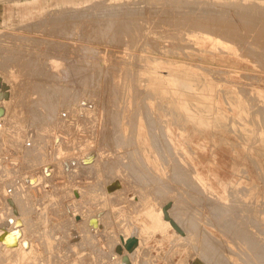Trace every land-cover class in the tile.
Instances as JSON below:
<instances>
[{"label":"rangeland","instance_id":"obj_1","mask_svg":"<svg viewBox=\"0 0 264 264\" xmlns=\"http://www.w3.org/2000/svg\"><path fill=\"white\" fill-rule=\"evenodd\" d=\"M154 1L155 0H57V1L56 0H34V1L33 0H0V10H1L0 11V76H1V80L5 81L10 87V99L6 102L7 114L8 113L9 114L7 115V119L5 120V123H2L5 126L3 125L2 127H0V162L2 161L0 163V169H2L1 168L2 166L4 168V165L5 166L7 165V167H6L7 169L9 167H10L9 169H12V170H10V174H12V176L9 175L10 177L8 178V181L2 183V185L0 184L1 185V188H0V224L6 223L7 222L6 219L10 215L9 212L4 210L5 209V208H3L4 206H2L3 205L2 200H4V198H5L3 196V194L5 195V187L12 188V191L14 192L16 187L19 185V183L22 182L21 181L22 177H23V179H25L24 176L28 177V175H29V176H35V177L37 176V179H38V181L35 183V186H32L31 188L29 187L30 189L28 188V190H30V191H28V193H29V195H30L29 197L31 199L30 200L31 202L30 201L28 202V205H29L28 207H30V204H31V208H32V209L29 208V211L31 210L29 212L30 216H31V223L30 224L37 223L35 225L33 224V226L31 225V227L33 228L34 231L37 229L38 223H39L38 229L39 230L41 228L44 229V230L41 229L42 231L40 230V234H37L38 230L35 232L32 231L31 228H30L31 231H29V229L26 230V236L25 237L28 240V243L31 242L32 253L30 255V259L27 260V262H25V264H39V263L43 264L42 262L46 259L45 255H47L48 253L52 254L54 256V260L56 261L55 264H73L72 258L76 259V260L79 259L78 260L79 262L77 261L78 264L79 263L80 264H106V262H107V264L108 263L110 264L109 260L100 254V251L102 249L107 251V250H109V247L112 249L113 239L115 237H117V235L119 233H124L126 225H134V226L136 225L138 228H143V227H141L142 224H148V222L146 220V216L144 215V211L146 210L147 205H152L153 210H155V209L160 207L162 202L167 200V199L165 200V198H169V197L173 198V196L175 195V193H177V191H178V193H181V194H179L180 197L182 195V198H180V200L186 199L185 201H188L185 203L186 205L189 204V207H190L189 208L187 206V214H188V212L191 213L190 210L192 209L193 214H196L198 212L200 215L199 219H198V216H197L198 214H196L195 220H201V221H199L201 223H196L197 221L194 220V218H195L194 215H192V213L191 214L189 213L190 215L188 214V217L191 216V218H193L192 221L195 222V225L197 224L196 225L197 228L195 230L196 232L194 231V233H193V236L197 238V240L196 239L194 240V242L196 241L197 244L195 245L193 243L196 246V249H198L197 247H200V244L202 245L203 238L206 239V237H208V238H210V242L213 243L211 245H213V247L216 246L219 249L221 248V250H222L221 252L223 253V254H221L220 250L218 248H217V250H216V248H214L215 250L209 248L210 251H208V252L213 254L214 257H215V255L217 256V254L223 255V257H225L224 262L227 263V261H228L227 264H230V263L231 264H248L249 263L247 260L248 255L247 254L242 255L240 253H237L238 249H236V248L241 249V246H239L238 240H236L238 238H236L235 234H234V232H235L234 229L236 228V226L239 225L237 222L238 217L235 216V215H238V213H237L238 210L235 207L238 204V202H237V197H238L237 194L238 193L237 192L239 189L238 186L241 184V182L239 181V173L234 171V170H231V168H229V165L232 162L231 158L233 157V155L231 157L229 156L230 155L229 152H227V155L224 158L225 164H226V168H224L225 170H222V168H220L219 166L211 165L212 168L216 169V173H218V177L215 178V177L209 176V178H208L209 182L203 184V186H201L200 184H198L195 181L197 183V184L195 183L196 188L195 187H194V189L191 188V190H190V186H188V188H187L186 187L187 185H184L185 186L184 187V186H181V184L179 182L176 183V181L175 182L171 181L172 180V179H170L171 172H169V171H168L169 176H168V178L165 179L166 182H168V183H166L167 185L164 184L165 182L163 183V185H162V183L160 185L158 180H157L158 184L156 185V183H155L156 181L152 182L155 180V178L153 179V177H151L152 181H150L151 179L148 175H146L145 179L142 178V180H141V177L142 176L144 177L145 175L140 174V176H138L139 172H133V173L131 172L130 173V171L129 172L126 171V172L122 173L123 176H122V174H120V177L122 176L124 178H126L129 174V176H128L129 178H126L127 180L126 179L122 180L123 179L122 177L120 178L124 182L123 187L125 189V190L123 189L124 191H123V193H121V196H120V193L119 194H107V195L105 193H102L103 185L107 182V180H110V178H112L114 176L118 177V173H116V171L113 169V166H110V168L108 169L109 163H110V165L115 164V162L117 160L116 154H118V152L120 151V149L117 148V146L115 144H112V143L116 142V140H117V137L115 135L116 133L114 134V132H115L114 131L115 127L113 126L114 123H112V122H115V120H113V119H115V116L117 114L115 115L114 112L109 113V111H115L114 106L117 105L115 113L117 111L120 112L119 107H120V105H122L120 103L121 99H120V101L118 100L119 102L117 101L118 104H115V102H114L115 98H113L114 96L113 97L111 96L113 98V100H112V98L110 96H108V94H105V92L109 93L110 95H112V94L114 95V93H116V91H115L116 88L117 87L119 88V86H126V87H130L131 89L136 88V90H138V91L144 89L146 82L143 79V76H144L143 73L150 72L151 71L150 66L152 65V63L157 62L160 64V66H162V68H160L159 70L162 71L161 73L163 75L167 76L169 73H171L172 76H177L178 78L186 79L192 84V87L195 89V104H199V103L226 104V103H230L231 101L237 102L240 104L242 103V106H244L246 109L248 117L252 118V119H256L259 122V125H260L261 130H262V140L263 141H261L258 153L254 155L255 159L258 163V168L255 169L253 167V164L248 160V163H247V173L248 174L246 177H249V178L243 177V174H242V178L247 179V180L254 179L256 181V184L258 185L257 186V190H258L257 195H258V204L260 207L259 209H260V211L264 210V139H263L264 138V131H263L264 130L263 129L264 128V124H263V122H264V118H263L264 117V112H263L264 111L263 110L264 109L263 108V105H264V64L263 63L264 62L262 63L263 65L259 63L261 65V67L257 63V62H261L262 59L264 60V58H262L264 55V53H262L263 52L262 50H264V44L262 46L263 48L261 47L262 43H264V40H263L264 37L260 36V32L263 33V31H264V27H263L264 22L261 23L260 21H263L264 19L261 20L262 14L259 13V11H261V9L264 8V4H263L264 0L263 1L262 0H251V2H252L251 6H249V4L251 3V2H249V0H247L249 3L246 0H245L246 2H244L243 0H239V3L237 0H235V1H237V2L234 1L236 3V4L234 3L235 5L231 3L233 0H230V1L227 0L228 2H226V0H225V4H223L224 0H217L216 2H213L214 4L212 3V0H209L210 2L207 0H204V1L200 0L202 5H201V3L195 2V0H193L195 3H197L198 7H199V4H200V7L203 6V4H205L204 7L205 6L209 7V8H207L208 10L213 9L211 11L209 10V12H208V10L205 9L206 7L205 8L201 7L202 9L199 7L198 8L199 10H197L195 8L196 6H194L195 3L194 4L192 3L191 6H189L191 3L187 4L191 8L194 7L193 11L195 14H197L201 11L197 15H195L192 12V9H190V8H189V10L192 12V14L188 11V6L185 4V2L190 1V0H175V1H178V3H175V4H177V6L172 2V0H162L160 2L157 1L158 3L157 2L154 3ZM163 1H166V2L163 3ZM167 1H170V2H167ZM213 1H215V0H213ZM240 1L244 2V3L242 2L243 4L241 3L243 8L245 6H249L251 8L253 7L254 13H253V11H251L253 14L248 13L250 10H252L249 7H247V9H243L240 5ZM258 1H260L259 4H258ZM44 2H46V3H44ZM203 2H205V3H203ZM219 2L220 3L223 2L222 3L223 5L220 4ZM152 3H154V4H152ZM206 3H208L207 4L208 6L206 5ZM216 3L220 4L221 8L219 7V5L218 6L215 5ZM245 3H247L248 5ZM253 3H255L256 6ZM261 3L263 5V7L261 6L262 7V8L260 7L261 9L258 8V10H259L258 11L256 8H257V6L259 7L261 5ZM65 4L67 7L65 6ZM179 4L181 6H178ZM226 4L227 5L230 4V5L235 6V7L225 6L227 8L224 9L225 8L224 7L222 9V7ZM73 5H74V7H73ZM210 5L212 8L210 7ZM214 5H215L216 9H215ZM78 6L80 8H78ZM236 6L240 7L241 11L239 9H237ZM62 7H63V10L61 9ZM70 7L73 9L70 10L71 9ZM186 8H187V10H185ZM203 8L207 12L206 13L204 11V14L206 13L205 15L208 16L207 19H205L206 16L204 14H202L203 13L202 10H204ZM234 8H235V10L236 9L239 10L240 13L242 12L241 13L242 17H244V16L247 17L250 14L249 15L250 18L248 16V18L250 20L248 21L247 18L246 19L244 18L246 21V24H245V22L243 21L244 19L242 17H241L242 19L240 18V14L239 13L236 14L237 10L236 11L232 10ZM248 8L250 9L249 11H248ZM254 8H255V10H254ZM57 9H59V10H57ZM67 9L70 11H68ZM134 9L137 12H133ZM182 9L187 11V13L184 14V11ZM214 9H215V13H214ZM217 9H219L218 12H220L218 15L219 17H217V15H216ZM227 9L228 10L231 9L232 11L229 10V12L227 13L226 12V11H228ZM82 10H83V12H82ZM221 10L223 13L226 12L225 14H226L227 18H226V16L225 17L222 16V19H224V20H222L220 18V16H221L220 14H223V13H221ZM243 10H245V11L243 12ZM262 10L264 11V9H262ZM74 11H76V12H74ZM182 11H183V13H182ZM255 11H258V14H260V15H258L259 16L258 20H255V18L257 19L258 16L253 17V15L256 14ZM263 11H261V12L263 13ZM61 12H62V14L66 13V16L69 17L68 20H70L71 22L73 19L76 18V20H75L76 23L73 20V22L75 24L73 22H72V24H69L70 21L68 22L67 18L64 15L61 16ZM81 12H82V16L85 18H83V17L80 18ZM210 12H212L214 15ZM218 12H217V14H218ZM53 13L55 14V17L59 16L60 18H62L64 16V18H62L61 19L62 21H61L59 17H57V18L53 17L54 16ZM68 13H70V14L75 13L78 16L80 15L79 21H81L83 18L82 21L85 20V23L82 24V21L79 23L77 20V18H78L77 15L73 14L74 17L72 15L68 16L69 15ZM229 13L231 15H229ZM244 13H245V15H243ZM247 13H248V15H247ZM50 14L51 15L53 14V16H51ZM210 14L212 16H214L213 21L215 19L216 22L212 21V16ZM225 14H223V15H225ZM232 14L234 15V18H236V19H233V20H235L234 23L238 19L240 21L242 20L241 22H239V20H238V22L235 23L237 26L241 23L238 27H235L236 25L232 23L233 22V20H232L233 17H231ZM235 14L236 15L239 14L238 15L239 17L236 16ZM185 15H188V16L191 15V16L186 17ZM209 15L211 16V18L209 17ZM71 16L73 17V19ZM193 16L197 17V19H199V18L201 19V16H202V21L201 20H200L201 22L199 21L200 24H202V22L205 24L206 20L209 19L210 23H208V21H207L205 25L208 24L207 26H209L210 29H211V26H213V24H214V27L217 28L219 26L218 24L221 23V25L219 26L220 28L218 27L217 32H215L216 28H214V27H213L214 29H211L212 32L209 30V28L204 29L205 28L204 25L202 28H200V25L197 22L198 20L196 18H195L196 19L195 20ZM204 16H205V18H204ZM262 16L264 18V15H262ZM119 17L121 18L122 21H120ZM184 17H185V20L193 17V19H189V24H190V21L192 20V23L190 25L187 24L188 23L187 20L186 21L184 20V22L187 25L186 28L184 27L185 23H182ZM216 17H217V19H216ZM251 17H253L252 19H254L255 23L253 21H251L252 20ZM135 18L137 20L139 19L138 22H137V20L135 21ZM218 18H220V19H218ZM113 19L116 23L118 21L117 24L120 27L116 26V23L114 21L112 22ZM129 19H130V21H129ZM107 20L108 21L110 20L109 23H111V26H110V24L108 26L105 25V24H108ZM132 20H133V22H131ZM155 20H156V22H155ZM150 21H154V22H150ZM217 21H218V23H217ZM256 21H258V23H261V24L257 23L259 27L257 26L255 28ZM222 22L227 23V24L225 25ZM229 22H230V24L231 23L232 24L230 25ZM251 22H253L252 25H251ZM33 23H35V24H33ZM65 23H68L69 25L65 24ZM78 23L80 25H78ZM113 23L115 24L114 26H113ZM150 23H152V24H150ZM155 23H156V25H155ZM157 23H158V26H157ZM197 23H198V29L200 28L199 32H196L198 29L194 28L197 25ZM81 24L85 25V27H82ZM210 24H211V26H210ZM215 24H217V25H215ZM242 24H243V28H242ZM99 25H101L102 27ZM104 25L106 28L104 27ZM126 25L128 27H126ZM245 25L252 27L250 29L251 30L254 29L253 30L254 32L257 29H258V31L256 33L252 34L253 31L249 30V27H247ZM67 26L71 27V32H70V27L68 28ZM72 26H73V29H72ZM115 26L118 28H116ZM189 26H190V28L191 27L192 28L190 29ZM226 26L227 27L229 26L230 28L228 27L229 29H226L227 28ZM260 26H262L263 31H262V28ZM79 27H80V29H78ZM129 27H131V28H129ZM239 27L241 30L239 29ZM125 28H127V31L129 30L128 31L129 33L125 34L126 33V31L124 32ZM224 28L227 30V31L225 30L224 32H228L229 37H227V34L222 32ZM231 28H233V29L231 30ZM201 29H204V30H201ZM235 29H236V31H235ZM237 29H239V30H237ZM244 29H245L247 34L244 33ZM73 30H75L74 33L72 32ZM81 30H83V31H81ZM205 30L206 31L209 30V31H207L208 33L204 32ZM213 30H215V31H213ZM233 30H234V32H236V33H234V35L238 34L237 32H240V31H241V33H243V34L239 33L238 35H236V36H238L235 39L237 42L242 41V40H239V39H241V37L245 41H247L246 38L248 36L250 38V39L248 38L249 41L253 37L252 40L254 39L253 41L255 44L253 43L252 40H251L252 42L250 41L251 43L249 41H247V42H249V43H247L243 40L246 43V47H248L250 45L248 47L249 50L245 47V44H242L243 47H245L248 51L251 50L250 52H248L246 50L245 53H242L245 50L243 47H241V48H243V50H240L239 47L242 45L241 44L239 45V43L237 45H235L236 43L235 44L233 43L234 39H232V37H234V35L230 34V31L232 33ZM66 31L70 32V33L68 34ZM218 31L220 32V34L222 33V36L225 35L227 37L226 38L224 36V38L226 40L223 38L220 39L221 35L218 33ZM247 31L251 32V34H248ZM79 32L80 33L82 32L83 37ZM71 33H73L72 36L70 35ZM77 33L80 34L81 36L78 35ZM158 33H161V34L156 36V34H158ZM212 33H214V34H212ZM217 33L220 36H218ZM209 34H212V35L209 36ZM258 34L261 37L260 40H259ZM255 35L258 37H256ZM262 35L264 36V33ZM230 36H231V38H230ZM77 37L80 39L79 41L81 43H83V45H85V47L83 46V50H82V47H80L82 45H80L81 43L78 41ZM71 38L74 41L75 40H77V41L74 42ZM182 38L183 39L185 38V39L183 40ZM256 38H258V39L256 40ZM68 39H70L69 42H68ZM228 39L230 42L227 41ZM70 41H71V43H70ZM256 41H258V42H256ZM76 42L79 43L77 49H76V47H77L76 44H78V43H76ZM187 42L189 43V45L191 43V45H190L191 48L189 47ZM181 43H183L184 48H182ZM252 43H253V45L251 46ZM258 43H261V44H258ZM184 44L188 47H186ZM72 45L74 46L73 48H72ZM238 45H239V47H238L239 51L237 50ZM256 45L259 48L261 47L262 50L259 48H255ZM195 46L197 47V49H200V48L201 49L204 48V49L198 51L197 49H195L196 48ZM250 47L251 48L253 47V48L251 49ZM71 49H73V50H71ZM84 49H86L87 51H84ZM155 49L156 50L158 49L159 51L157 52ZM219 49L221 51H219ZM253 49L255 50L254 54L252 53ZM256 49H259L260 54ZM70 50H71V52H70ZM79 50H82L84 52V54L82 51H79ZM209 50H210V52H209ZM75 51H76V53H75ZM222 51H225L226 53L222 52ZM256 51H257V53H255ZM73 52H74V54H73ZM249 53H251V55H247ZM80 54H83V55H80ZM242 54H245V55H242ZM255 54H257V55H255ZM261 54H262V57H261L262 59L260 58ZM81 56H83V57H81ZM189 56L191 58H189ZM243 56L245 58L248 57L251 60L249 61L248 58L245 59ZM249 56H251V57H249ZM255 56L257 57V59L255 58ZM76 57L79 58L80 61L78 60V62H77ZM252 60H254L255 64ZM258 60H260V61H258ZM251 62H252V65H251ZM77 63L80 64L79 68H78ZM203 63L205 64V66L203 65ZM5 64L7 65V67ZM10 64L12 65L11 68H10ZM256 64L259 66V68L257 67ZM72 65L78 70V74L76 76H74V75L76 74L77 70H75V68L71 67ZM80 66H82V67H80ZM198 66H201V67H198ZM219 66H221V67H219ZM262 68H263V70H262ZM79 69H81V70L79 71ZM206 69H207L208 73L204 71ZM223 70H225V71H223ZM71 71H73V73ZM74 71H75V73H74ZM245 71L246 72L248 71V72L246 73ZM79 72L81 75L79 74ZM81 72L83 73V75ZM95 72H99V73L96 74ZM209 73H211V74L213 73V75H211ZM253 73L254 74L259 73V74H256V75H254V77H251V75L253 76ZM90 74H93V75L96 74L95 76H97V79H96V77H93V81H92L91 76H93V75H90ZM247 74H248V76H247L248 79H246ZM239 75H240V77H239ZM243 75H245V76H243ZM72 76L76 82L79 81L77 84L74 81V79L72 78ZM80 76H82V77L80 78ZM86 76H89V77H87V79H85ZM218 76H219V78H218ZM76 77H77V79H76ZM200 77H202L203 79ZM216 78H218V79H216ZM220 78L223 80H221ZM88 79H90L89 84H87L88 81H86ZM141 79H142V81H141ZM81 80H83V81H81ZM71 81H73V82H71ZM80 82H85V84L82 83L83 87L81 85H80L81 87H79V84H81ZM249 82H251V84ZM72 83H75L73 85H75V87L77 86L76 89L79 87L78 88L79 90H76L75 88H73L74 86L72 85ZM93 83H95V84H93ZM243 84H244L245 89L248 88V90L243 89L244 88ZM84 85H85V87H84ZM88 85H89V87H88ZM246 85L249 87H246ZM91 86H92V88H91ZM105 87H106V89L108 88L112 92L109 91L108 89H107L108 90V92H107ZM241 87H243V88H241ZM50 88L54 89V90H51ZM71 88L74 89L73 93H72L73 89H71ZM81 88H84L85 90L88 89L90 93L92 91L93 92H92V94H90V93L87 94L88 90L85 91V93H84L83 92L84 89H81ZM97 88H99L100 90H98ZM64 89H66L67 91ZM70 89L72 91H70ZM103 89H105L106 91ZM112 89L113 90L115 89V90L113 91ZM238 89L242 93H238L239 92V91H237ZM46 90H48V93H49L48 95L45 94ZM90 90H92V91H90ZM242 90L243 91L245 90L246 92H243ZM52 91L54 92V94L52 93ZM76 91H79V92L77 93ZM65 92H67L66 93L67 95H60V94H63ZM98 92L100 94V96L98 98H100V99L97 98L98 99L97 100L96 97L99 95ZM50 93H52V96ZM79 93L81 95H79ZM94 93L97 96H94ZM102 93L105 95H103ZM249 93L252 94L251 96H249L251 98L248 97V95H250ZM244 94H246L245 97L242 96ZM49 95H50V97H49ZM53 95L55 97H53ZM58 95H60V96H58ZM70 95H71V98H70ZM72 95H73V98H72ZM61 96L65 97V99L64 98L62 99ZM79 96H81V97L83 96V97H85L84 99H87L90 101L94 98V100L92 101V102H95V104L93 103L94 104V112L96 113L99 110L98 113H100V114L98 115L97 113L95 114L94 112H92L91 114H89V115H92V117L88 115L87 119H86V115H85L84 118L86 119V121H85V119L81 118L83 116H81V117L78 116V113H77V108L79 107L78 102H74V100H73V102L70 104V101H72V99H75V98L80 99L81 97H79ZM87 96L90 99H88ZM104 96H107L109 98H107V99H106V97L103 98ZM57 97L58 98L60 97L59 99L63 104H61V102L59 100H57L58 99ZM83 97L81 99H83ZM256 97H257V99H256ZM68 98H70V99H68ZM66 99L69 100V103ZM104 99H106L108 101V103ZM254 99H255V101H254ZM63 100L65 102L67 101L66 103L69 104L70 106L67 105ZM96 100L98 101L99 108L97 107V103H96L97 101ZM246 100H247V102L249 101L248 104H254V105H252L254 107L248 105ZM58 101L60 102V104ZM104 101L106 102L105 105L107 108L103 104V103H105ZM100 102H103V103L100 104ZM112 102H113V104H112ZM253 102L258 103V110L255 109V107H256L255 105H257V104L253 103ZM48 103H49V106L47 105ZM50 104L52 105V107L56 106V109H55L56 111L53 109V111H51L50 115H49V110L51 107ZM55 104H57V105H55ZM107 105L110 107H108ZM100 107H105L107 111L105 110V108H101L104 110H100ZM111 107H113V109ZM117 107H118V109H117ZM259 107L261 109H259ZM74 108L76 110H74ZM67 109L70 110L69 111L70 113L67 111ZM108 109H109V111H108ZM251 110H254V111L252 112ZM255 110L257 111L256 113H255ZM105 111L108 112L109 114L108 113L105 114ZM53 112L55 113V116L52 115ZM66 112L68 113V115ZM73 112H75V113H73ZM47 113H48V115H47ZM61 113L66 114L65 117H62V119H60L61 118L60 115H62ZM251 113H252V115H251ZM70 114H72V115H70ZM107 114L110 115V116H108L109 118H112V122H111V119H109L107 116H106V119L108 118L107 120L104 118V116ZM112 114H114V116H111ZM260 114L263 117H261ZM41 115H43L45 117L42 118ZM100 115H101V117H100ZM102 115H103V117H102ZM52 116H53V118H52ZM56 116L59 118H56ZM96 116H98V119H100V120L103 118L104 120L103 119L102 120L103 121L106 120V122L104 123V122H101L102 120L100 121L98 119H95V118H97ZM12 118H13V123L11 122V120L9 122V119H12ZM55 118H56V121H55ZM64 118H65V120H64ZM66 118H67V120H66ZM72 118H75V119L77 118V120H75V119L72 120ZM260 118L263 119V120L261 119L263 122L259 121ZM43 119L46 121H43ZM50 119H51V121H49ZM69 119H70V121H69ZM81 119L84 120L85 125H83L84 122L82 123ZM89 119H91V120H89ZM92 119L97 120L99 124L96 123L97 121L92 122ZM58 120H62V125H65L66 129L64 127H62L63 129L62 128L58 129V127L61 126V124H60L61 122L60 121L58 122ZM87 120H88V122H87ZM108 120H110V123L113 125H110ZM65 121H67V122H65ZM107 121H108V123H107ZM45 122L49 126H47L45 124ZM70 123L71 124L75 123V124L71 125ZM86 123L87 124L89 123V124L87 125ZM43 124L46 126H44ZM100 124L102 126H100ZM105 124H106V126H105ZM40 125L42 127L43 126L44 127L42 128ZM70 125L72 127H75V128L70 127L71 128L70 129L69 128ZM97 125H99L101 128ZM38 126L41 129H39ZM51 126H52L53 130H52V128H50ZM56 126H58V127H56ZM66 126H68V127H66ZM77 126H78V128H77ZM84 126H86V127H84ZM45 127H47V128L49 127V129H46ZM104 127L106 129H104ZM6 128L8 131L5 130ZM16 128H17V131H16ZM94 128L99 129V131L95 130ZM12 129H14V130H12ZM18 129H20V130H18ZM43 129H44V131H41ZM73 129H74V131L76 129V131L73 132ZM90 129H92L93 131ZM100 129L102 131H100ZM109 129L112 131H110ZM70 130L72 131V134H71ZM104 130H105V132H104ZM19 131H20V133H19ZM68 131H70V132H68ZM99 132H101V133H99ZM57 133L61 138L60 140L61 141H62V139L64 140L62 144L63 145L65 144L66 148L63 146L64 153L61 154L59 158H52L53 157L52 153H53V149H54V147L52 145L53 144L52 138H53V136L57 135ZM74 133H75V135H74ZM111 133L113 134V136L116 137V139L113 138ZM36 134L38 136L40 134V136H39L40 138ZM98 134L100 135V137ZM110 134H111V137H110ZM107 135H108V137H110V139L107 137ZM92 136H93V138H92ZM105 136L107 138H105ZM33 137H34V139H33ZM77 137H79V139ZM94 137H96V138H94ZM101 137H102V139H101ZM90 138H92V139H90ZM39 139H41V140H39ZM72 139H73V141H72ZM100 139L101 140L104 139L105 141L104 140L101 141ZM107 139H109V141H106ZM111 139L113 140L112 142H110ZM26 142L31 143V145H29L31 149L29 148V146L24 145ZM69 142H70V144H69ZM77 142L79 143V145H77L78 144ZM97 142L99 143V145L102 144L101 145L102 146L101 152L103 150H105L104 148H106V147H108L110 149L109 151L106 150V152H108L109 154L106 153L105 151H103L100 154L101 158L99 159V163L100 162L104 163L105 161H108V163L106 162L108 165L106 163H104L105 165H101L99 169H96L99 166L96 168L94 166H90V167L83 166L80 162L81 161L80 157L83 156V152L85 153L87 150H90L91 148L93 149L95 147L96 149L94 148L93 150L97 151V148H98L97 146H99ZM38 143H39V145H38ZM105 143L106 144L108 143V146ZM67 144L70 145L71 148ZM85 144L86 145L89 144L91 147L88 145L90 147V148L88 147L89 148L88 149V148H86L87 146H85ZM110 144L112 146H109ZM42 145H44V146H42ZM103 145H104V148H103ZM113 145L116 147H114ZM34 146H36V147H34ZM101 146H99V147H101ZM216 147H218V146L208 145V143H207V146L205 147V149H203L201 151L200 150L196 151V155L199 158L203 157V159L212 162L214 156H212L211 154L214 152L217 154L220 153V155H217V157H216V162L219 163L220 160L221 161L223 160L221 157L222 151ZM32 148H35L34 149L35 151L38 148L37 151L39 150L43 154H41L39 157L37 156V158L35 157L34 159L32 157L33 160L32 159L28 160L31 157H26V154H24V153H26L27 151L29 152L31 150L34 152V150ZM112 148H113V150H111ZM28 149H30V150H28ZM25 150H27V151H25ZM110 151L111 152L115 151V153H110ZM103 154L106 157H104ZM22 155L23 156L25 155L24 158H22L23 157ZM68 156H70V158H71V156H72V158H73V156H75V158L78 159L77 163H75L73 169H70V168L67 169V167L64 165L65 164L64 162L66 161V159L69 160ZM107 157H108V159L110 158L109 160L112 159L111 160L112 162L109 161L107 159ZM104 158H106L107 160L105 159V161H104L103 160ZM25 159H27V161ZM35 159H38V160H35ZM114 160H115V162H114ZM25 161H26V163H25ZM28 161H29V164H28ZM122 161H126V160L124 159ZM7 162H8V164L9 163H12V164L8 165ZM32 162L34 164L36 162L37 164L33 165ZM113 162H114V164H113ZM1 164H2V166H1ZM24 164H26V165L24 166ZM10 165H12V166H10ZM27 165L29 166V168ZM106 165H107V167H106ZM111 167H112V169H111ZM115 167H116V165H114V168ZM197 168L200 170V172H202V174H206L204 167H200L198 165ZM125 173H126V176H125ZM260 174H261V176H260ZM131 176H132V178H130ZM137 176L140 177V179ZM217 178L219 179L218 181L216 180ZM129 179L130 180L132 179V183ZM133 181L137 184H134ZM171 182H174V183H171ZM145 184L146 185L148 184L147 187ZM153 184L155 185V187ZM172 184L173 185L175 184V185L173 186ZM178 184H180V185H178ZM149 185H151V186L153 185V186L150 187ZM197 185L199 187L200 186L201 187L199 188ZM160 186H162V187H160ZM169 186H171L170 188L174 187V190H172L173 192H163L166 188H169ZM158 187H159V189H158ZM228 187H229V190H228ZM2 188H3V190H2ZM162 188L163 189L165 188V189L162 190ZM181 188H183V189H181ZM197 188H199V189H197ZM74 189H77L79 191V197H77V198L74 196V191H75ZM153 189H155V190H153ZM206 189H208L209 193L206 191ZM167 190L168 189H166V191ZM183 190L186 191V193L185 192L184 193H185V195H187V197L183 194ZM193 190H194V193H193ZM197 190L199 192H200V190L201 191L204 190V191H202V196H200L201 193L200 194L197 193ZM157 191H159V192H157ZM195 191H196V193H195ZM232 191H233V193H232ZM234 191L236 193H234ZM211 192H212V194H211ZM161 193H163V194H161ZM164 193H167V194H164ZM168 193H172V194L169 195ZM206 193L210 194V197ZM218 193H220V194H218ZM231 193H232V195H231ZM124 194H126L125 197H124ZM190 195H191V197L193 195V197L191 198ZM188 196L191 199H193L194 196H195V198H196V196L202 197V199H204V200L210 199L211 197H212V199L209 201H204L201 198H196V200L201 199L200 200L201 202L199 203V201L198 202L196 201V203H195V202H193L195 198L193 199V201H190L189 200L190 198ZM218 196H223V197L227 198V202L231 200L230 202L232 204H233V201H234V203L236 201L237 204L235 203V205H232L230 202H228V203L226 202L227 204L230 203L229 205L224 204L227 207L228 206L230 207V208L228 207L229 211L226 212L225 214H222L223 216H220L221 212H218V210L216 212V209H218L220 205L222 206V204H220V205L218 204V203H220L219 201L218 202L216 201ZM144 198L146 201L144 200ZM205 198H207V199H205ZM231 198H233L234 200L232 201ZM202 201L205 202V204L202 203ZM212 201H214V202L216 201L218 205L216 204V202L214 204V202H212ZM179 202H181V201H179ZM194 203L197 205L194 206ZM199 204L200 205L203 204V206H206V208L205 207L203 208V206H200L198 208ZM206 204H208L209 207ZM213 205L214 206L216 205L215 207H217V208L213 207ZM230 205H232L234 207L231 209L232 206H230ZM211 206H212V210L214 208L215 210H213V211H215L216 213L212 212L209 215V211L210 212L212 211ZM192 207H194V208H192ZM234 208L237 211L236 210L234 211ZM143 209H145V210L143 211ZM198 209H200L199 210L200 212L197 211ZM41 210H42V212H41ZM231 210H233L234 212H231ZM194 211L196 213H194ZM75 212L79 213L83 217V219L85 218V216H88V215L98 216V218L102 222L103 227H101V229H98L97 232L95 233V236L94 237L91 236L92 238H90V239H88V235H85L82 232L83 237H84V242L81 241L82 239L81 240L78 239L75 243H81L80 249L78 247V249L75 248V250H73L71 248V244L69 242V240L71 238L70 235H71V232H76L79 229V228L77 229V227L75 226V223L73 222V220L71 218V215ZM230 212L234 213L233 214L234 216H232ZM211 214L217 215V216H214L212 218ZM226 214L228 216L227 218H226ZM260 214H261L260 215V221L262 220L261 221L262 222L261 229L263 228L261 233H264V227H262V226H264L263 225L264 224V217H263L264 211H263V213L260 212ZM39 215H42L43 217L39 216ZM218 215L220 218L218 217ZM204 216H206L208 218H206ZM41 217L43 218L44 222L47 220L46 221L47 223L46 222L43 223L42 219L41 220L39 219ZM215 217H217L216 221H215ZM233 217H234V220L232 219ZM191 218H189V219L191 220ZM218 218H219V220H217ZM209 219L211 222L210 221L208 222ZM226 219H229V220H226ZM204 220L206 222H204ZM213 220L215 222H217L218 225H217V223L215 224V222ZM232 220H233V222L236 221V224L234 222L235 225L233 224ZM219 221L221 223L228 221V223H230V225L232 222V224L235 226L234 227L232 225L234 228L231 226L233 229V234H232V229L230 228V225H229V228L231 230L225 231L226 228L221 227V226H223V224H221ZM212 222H213V226H212L213 228L209 225L210 223L212 225ZM207 223H209V224H207ZM71 224H73V225L71 226ZM199 224H200V226H199ZM226 224H227V222H226ZM8 225L9 224L6 225L7 229H9ZM208 225L210 227H208ZM84 227L85 226L82 225L81 229L84 230ZM12 228H13V226L10 227V229H12ZM237 228L239 229V226ZM72 229H74V230H72ZM218 229L219 230L221 229L222 232L220 231V233H219ZM222 229L223 230L225 229L224 231L227 232L228 237H229L228 232H231L232 235H231V237H229V239L231 238V240H228V237L225 236L226 233ZM200 231L202 233L204 231H206L208 234L206 233V237H205V232L202 234ZM33 232H34V234H32ZM196 233L198 235L200 233L201 234L197 237ZM223 234H225L224 237H223ZM150 235L148 234V231H143V233L140 234V236L143 239L144 244L146 245L145 248H147V251L144 252L145 253L144 257L146 259L147 264H166V263L167 264H187L188 260L192 259V258H194L195 260H202L203 262L205 261V260L200 258V255H198L199 254L198 250L194 249L193 251H194V253H196V254H194L193 251L190 249V246H192L193 244L190 245V243H189L186 245V247H188L189 249L188 248L186 249L185 245L172 247V246H170V244L172 245V243L175 241L174 236H171L172 238L170 241L167 240V238H166V241L164 239H161V242L163 243V244H161V243H159V241H157V238H158L157 236H155V235L150 236ZM261 235H264V234H261ZM261 235H260V237H261ZM236 236H237V233H236ZM201 237H203V238H201ZM213 237H215L216 241L219 240L218 241L219 243L222 242V243H220V245L222 247L219 245L217 246V243H215L216 241ZM47 238L51 239V241H52V245L50 244V246H52L51 252H48L46 249L45 240L47 241ZM262 238H263V240L260 238L262 240V242H260V239H259V244L264 243V237L262 236ZM211 239H214V242H212ZM232 240H234V243ZM206 241L208 242L209 239L205 240V243L207 244ZM228 241H231V242H229L230 244L228 243ZM236 241L238 244L236 243ZM214 243H215V245H214ZM231 243H232V245H231ZM225 244L228 246V247H226L227 249L225 248V246H226ZM195 246L193 248H195ZM208 246H210V244H208ZM233 246H235V247H233ZM203 247L206 248V245ZM228 248H230V250L227 253ZM99 249H100V251H99ZM81 250L84 252H82ZM230 251H231V254H230ZM0 252L2 253L1 249H0ZM234 252H235V254H234ZM236 254L238 256H235ZM72 255H73V257H72ZM81 256H82V259H81ZM44 257H45V259H43ZM78 257H80V258H78ZM101 257H103V259ZM197 257H199L200 259ZM240 257H244L248 263H243L246 261ZM38 258H39V261H38ZM251 258H252V256H251ZM240 259H242L243 261ZM103 260L105 261V263H103L104 262ZM2 261H3L2 258H0V264H2ZM137 261H138V259H137ZM44 262H45V264H47L48 261H44ZM146 262H145V264H146ZM205 263L211 264V262L210 263L205 262ZM255 264H257V263L255 262Z\"/></svg>","mask_w":264,"mask_h":264},{"label":"bare ground","instance_id":"obj_2","mask_svg":"<svg viewBox=\"0 0 264 264\" xmlns=\"http://www.w3.org/2000/svg\"><path fill=\"white\" fill-rule=\"evenodd\" d=\"M34 1V0H33ZM57 1V0H56ZM160 2V1H162V0H155L154 1V3L155 2ZM202 1H204V0H202ZM207 1H209V0H207ZM217 0H215V1H213L212 0V3L213 2H216ZM230 1V0H229ZM235 0H233L231 3L232 4H234L235 2H237L238 1V3H239V0H237V1H235ZM244 2H246L245 0H243ZM242 1V2H243ZM263 1V0H262ZM261 1V2H262ZM8 2V1H7ZM128 2V1H127ZM126 2V3H127ZM153 2V1H152ZM157 2V3H158ZM164 2H166V1H163V3ZM167 2H170V1H167ZM172 2L175 4V3H178V1H175V0H172ZM171 2V3H172ZM195 2H199V3H201V1L200 0H195ZM193 0H190V1H186L185 2V4L187 5V4H189V3H191L189 6H191L192 5V3L194 4L195 3ZM210 2V1H209ZM208 2V3H209ZM221 2V1H220ZM219 2V3H220ZM226 2H228L227 0H226ZM241 1H240V5H241V7H242V4L244 3H242ZM248 2V1H247ZM249 2H251V0H249ZM248 2V3H249ZM255 2V1H254ZM257 2V1H256ZM259 2L260 1H258V4H259ZM44 3H46V2H44ZM121 3V2H120ZM154 3H152V4H154ZM203 3H205V2H203ZM208 3H206V5L208 4ZM223 3V2H222ZM222 3H220V4H222ZM230 3V2H229ZM242 3V4H241ZM62 4V3H61ZM67 4V3H66ZM66 4H65V6H66ZM162 4V3H161ZM214 4V3H213ZM220 4H218V3H216L215 5H219V7H220ZM223 4H225V0H224V3ZM222 4V5H223ZM236 4V3H235ZM234 4V5H235ZM245 4H247V3H245ZM251 4H252V2L249 4V6H251ZM253 4H255V3H253ZM257 4V5H258ZM264 4V3H263ZM86 5V4H85ZM176 6H177V4H175ZM185 5V6H186ZM201 5H202V3H201ZM204 5L205 4H203V6H201V7H204ZM212 5V4H211ZM211 5H210V7H211ZM215 5H214V7H215ZM248 5V4H247ZM80 6V5H79ZM78 6V8H80ZM84 6V5H83ZM178 6H181L180 4L178 5ZM188 6V5H187ZM188 6V11L192 14V12L194 13V11H193V9H194V7H189ZM194 6H196L195 8L197 9V10H199L198 8L200 7V4H199V7H198V5H197V3H195V5ZM208 6V5H207ZM225 6H232V5H224L223 7H222V9L225 7ZM239 6V5H238ZM249 6H245L243 9H247V7H249ZM254 6V5H253ZM255 6H256V4H255ZM254 6V7H255ZM263 7V5H262V3H261V5L258 7L257 6V10H258V8H260V7ZM67 7V6H66ZM73 7H74V5H73ZM200 7V8H201ZM206 7V6H205ZM204 7V8H205ZM232 7H235V6H232ZM237 7V6H236ZM261 7V8H262ZM65 8V7H64ZM71 8V7H70ZM69 8V9H70ZM185 8V7H184ZM189 8L190 9H192V12L189 10ZM203 8V9H204ZM207 8H209V7H206L205 9H207ZM212 8V7H211ZM221 8V7H220ZM227 7H225L224 9H226ZM249 8H251V7H249ZM248 8V11L250 10ZM255 8H254V10H255ZM260 8V9H261ZM3 9V8H2ZM62 10H63V7L61 8ZM73 8H71L70 10H72ZM202 9V8H201ZM200 9V10H201ZM205 9L204 10H202V14H204V11H205ZM215 9H216V7H215ZM215 9H214V13H215ZM237 9H239L240 10V7H237ZM236 9V10H237ZM252 10H250L248 13H251V14H253L254 13V11H253V7L251 8ZM262 9H264V8H262ZM261 9V11H263ZM4 10V9H3ZM2 10V11H3ZM57 10H59V9H57ZM68 10V9H67ZM70 10H68V11H70ZM126 10V9H125ZM130 10V9H129ZM183 10V9H182ZM185 10H187V8L185 9ZM185 10H183L184 11V14L185 13H187V11H185ZM208 10V9H207ZM210 11L211 10H213V9H209ZM209 10H208V12H209ZM218 10L219 9H217V11H216V15H217V17H219L218 15H219V13L220 12H218ZM228 10V9H227ZM229 10H231V9H229ZM229 10L228 11H226L227 13L229 12ZM232 10H235V8L234 9H232ZM231 10V11H232ZM235 10V11H236ZM239 10H237L236 11V14L237 13H239L240 14V18L242 17L241 16V13L239 12ZM1 11V10H0ZM61 11V10H60ZM65 11V10H64ZM81 11V10H80ZM183 11H182V13H183ZM241 11V10H240ZM245 10H243V12H244ZM251 11H253V13L251 12ZM259 11V10H258ZM258 11H255L256 12V14H254L253 15V17L254 16H258V15H260V14H258ZM261 11H259V13H261L262 15H264V11H263V13L261 12ZM72 12V11H71ZM74 12H76V11H74ZM82 12H83V10H82ZM82 12L80 13L81 14V16H80V18L81 17H83L82 16ZM128 12V11H127ZM126 12V13H127ZM133 12H137L135 9L133 10ZM188 12V13H189ZM201 12V11H200ZM199 12V13H200ZM206 12V11H205ZM213 12V11H212ZM212 12H210V13H212ZM217 12H218V14H217ZM226 12H222V10H221V13H223V14H225ZM234 12V11H233ZM247 12V11H246ZM60 13V12H59ZM129 13V12H128ZM181 13V14H182ZM189 13V14H190ZM199 13H197V14H199ZM207 13V12H206ZM205 13V14H206ZM231 13V12H230ZM229 13V15H231ZM235 13V12H234ZM248 13H247V15H248ZM4 14V13H3ZM18 14V13H17ZM54 14V13H53ZM53 14L51 15V16H53ZM69 15L68 16H70V15H72L73 17H74V15L73 14H75V13H72V14H70V13H68ZM195 14V13H194ZM193 14V15H194ZM197 14H195V15H197ZM204 14V15H205ZM209 14V13H208ZM213 14V13H212ZM223 14H220L221 16H220V18L222 19V16L223 17H225L226 16V14L225 15H223ZM235 14V15H236ZM238 14V15H239ZM29 15V14H28ZM49 15V14H48ZM60 15V14H59ZM62 15H64L66 18H67V21L69 22L70 20H68L69 19V17H67L66 16V13L64 14H62V12H61V16ZM75 15H77V14H75ZM211 15V14H210ZM209 15V17L211 18V16ZM214 15V14H213ZM228 15V16H229ZM238 15H236V16H238ZM243 15H245V13L243 14ZM250 15V14H249ZM248 15V16H249ZM261 15V20L262 19H264L263 18V16ZM50 16V17H51ZM64 16L62 17V18H64ZM71 16V17H72ZM78 16V15H77ZM76 16V17H77ZM79 16H78V18H77V20H78V22L80 23L82 20H83V18H85V17H83L82 18V20L81 21H79ZM183 16V15H182ZM181 16V17H182ZM186 17L188 16V15H185ZM191 16V15H190ZM190 16H188V17H190ZM205 16H206V18H205ZM204 16V18L205 19H207V15H205ZM235 16V17H236ZM248 16L246 17V16H244V17H242L243 19L245 18H247L248 19V21L250 20L249 18H250V16H249V18H248ZM252 16V15H251ZM27 17V16H26ZM25 17V18H26ZM53 17H55V14H54V16ZM57 17H59V16H57ZM57 17H55V18H57ZM73 17H72V19H73ZM194 17V16H193ZM193 17H191V18H189V19H193ZM199 17V16H198ZM213 17L214 16H212V21H213ZM217 17H216V19H217ZM231 17H233L232 18V20L233 19H236V18H234V15L232 14V16ZM239 17V16H238ZM253 17H251V19L253 18ZM21 18V17H20ZM60 18V17H59ZM62 18H60V20L62 19ZM120 18V17H119ZM176 18V17H175ZM180 18V17H179ZM197 19V17H194V19ZM220 18H218V19H220ZM226 18H227V16H226ZM225 18V19H226ZM229 18V17H228ZM241 18V19H242ZM23 19V18H22ZM54 19V18H53ZM116 19V18H115ZM156 19V18H155ZM189 19H186L187 20V24H189ZM195 19V20H196ZM230 19V18H229ZM245 19L243 20L244 22H245V24H246V21H245ZM259 19V16H258V18L256 19L255 18V20H258ZM6 20V19H5ZM14 20V19H13ZM57 20V19H56ZM59 20V19H58ZM66 20V19H65ZM74 21L76 20V18L75 19H73ZM73 20H72V22H73ZM117 20V19H116ZM119 20V19H118ZM134 20V19H133ZM133 20L131 21V22H133ZM137 19L135 18V21H136ZM139 20V19H138ZM138 20H137V22H138ZM151 20V19H150ZM153 20V19H152ZM181 20V19H180ZM184 20H185V17L183 18V21H182V23H185L184 22ZM185 20V21H186ZM198 21V23H199V21L201 20L202 21V16H201V19L199 18V19H197ZM222 20H224V19H222ZM221 20V21H222ZM231 20V19H230ZM229 20V21H230ZM239 20V19H238ZM238 20L236 21V22H238ZM62 21V20H61ZM110 21V20H109ZM109 21L107 20V22H108V24H105L106 26H108L109 24H110V26H111V23H109ZM114 21V19L112 20V22ZM120 21H122L121 20V18H120ZM119 21V22H120ZM129 21H130V19H129ZM134 21V22H135ZM200 21V22H201ZM208 21V23H210L209 22V19L208 20H206V22ZM211 21V20H210ZM220 21V20H219ZM234 21L235 20H233V24H235L234 23ZM242 21V20H241ZM240 20H239V22H241ZM251 21H253L254 22V19H252ZM72 22L70 21V23L69 24H72ZM115 22V21H114ZM150 22H154V21H150ZM155 22H156V20H155ZM205 22V21H204ZM206 22H205V24H206ZM213 22H216V20L214 19V21ZM225 22V21H224ZM224 22H222V23H224ZM227 22V21H226ZM253 22H251V25L253 24ZM261 23H263L264 22V20L263 21H260ZM24 23V22H23ZM74 23V22H73ZM75 23H76V21H75ZM74 23V24H75ZM78 23V25H80ZM83 23H85V20L84 21H82V24ZM116 23V22H115ZM117 23H118V21H117ZM116 23V26H118V24ZM192 23V20L190 21V24ZM198 23H197V25L194 27V28H197L198 29ZM217 23H218V21H217ZM231 23V24H232ZM249 23V22H248ZM247 23V24H248ZM255 23V22H254ZM258 21H256V25H255V28L258 26V24H261V23H258ZM13 24V23H12ZM33 24H35V23H33ZM65 24H68V23H65ZM68 24V25H69ZM73 24V25H74ZM81 24V26L82 27H85V25H82ZM120 24V23H119ZM136 24V23H135ZM150 24H152V23H150ZM189 24V25H190ZM203 22H202V24H200L199 23V25H200V28H202L203 27V25L205 26V28L204 29H206V28H209V26H207V25H205ZM212 24V23H211ZM211 24H210V26H211ZM225 25L227 24V23H224ZM229 24H230V22H229ZM230 24V25H231ZM241 24V23H240ZM239 24V25H240ZM244 24V23H243ZM243 24H242V28H243ZM250 24V23H249ZM264 24V23H263ZM103 25V24H102ZM105 25H104V27H105ZM115 24L113 23V26H114ZM121 25V24H120ZM155 25H156V23H155ZM183 25V24H182ZM202 25V26H201ZM215 25H217V24H215ZM219 26L221 25V23L220 24H218ZM223 25V24H222ZM229 25V26H230ZM236 25V24H235ZM238 25V26H239ZM250 25V26H251ZM77 26V25H76ZM80 26V27H81ZM99 26H101V25H99ZM115 26V27H116ZM157 26H158V23H157ZM186 23H185V28H186ZM207 26V27H206ZM218 26V27H219ZM224 26V25H223ZM228 26V27H229ZM233 26V25H232ZM237 25L235 26V27H238ZM245 26H247V27H249L248 25H245ZM244 26V27H245ZM263 26V25H262ZM262 26H260L261 28H262ZM68 27V26H67ZM70 27V26H69ZM68 27V28H69ZM78 27V26H77ZM80 27L78 28V29H80ZM102 27V26H101ZM103 27V28H104ZM118 27H120V26H118ZM118 27H116V28H118ZM126 27H128L127 25H126ZM183 27V26H182ZM214 24H213V26H211V29H214V28H216V27H214ZM218 27L216 28V31L215 30H213V31H215V32H217V29H218ZM227 27V26H226ZM226 28V29H229V28ZM241 27V26H240ZM240 27H239V29H240ZM259 27V26H258ZM264 27V26H263ZM67 28V29H68ZM106 28V27H105ZM114 28V27H113ZM112 28V29H113ZM115 28V29H116ZM129 28H131V27H129ZM128 28V29H129ZM184 28V29H185ZM189 28H190V26H189ZM192 28V27H191ZM190 28V29H191ZM193 28V29H194ZM199 28V29H200ZM220 28V27H219ZM223 28V27H222ZM234 28V27H233ZM233 28H231V30L233 29ZM250 28H252V27H249V30H251ZM72 29H73V26H72ZM77 29V28H76ZM85 29V28H84ZM83 29V30H84ZM183 29V30H184ZM197 30L196 32H199L200 30ZM204 29H201V30H204ZM211 29L209 28V30L211 31ZM225 28L223 29V31L222 32H224L225 30H226ZM239 29H237V30H239ZM246 29V28H245ZM245 29H244V33H246V31H245ZM248 29V28H247ZM69 30V29H68ZM83 30H81V31H83ZM196 30V29H195ZM209 30H207V31H209ZM241 30V29H240ZM248 30V31H249ZM254 30V29H253ZM253 30H251V31H253ZM256 30V29H255ZM261 30V29H260ZM259 30V31H260ZM74 31L75 30H73L72 32L74 33ZM80 31V30H79ZM126 31V33L125 34H127V33H129L128 31H127V28H125V30H124V32ZM206 30L204 31V32H207ZM220 31V30H219ZM218 31V33L220 34V32ZM227 31V30H226ZM235 31H236V29H235ZM247 31V32H248ZM258 31V29L254 32H252V34L253 33H256ZM262 31H263V28H262ZM67 32V31H66ZM70 32H71V27H70ZM70 32H67L68 34L70 33ZM195 32V33H196ZM212 32V31H211ZM73 33H71L70 35L72 36V34ZM80 33V32H79ZM208 33V32H207ZM210 33V32H209ZM218 33H217V35H218ZM225 34H227V37H229L228 35V32H224ZM234 33H236V32H234V30H233V32L231 33V31H230V34L232 35H234ZM238 34L239 33H241V31L240 32H237ZM263 33H264V31H263ZM263 33H261L260 32V36L261 37H264L262 34ZM67 34V35H68ZM78 34V33H77ZM81 35H82V32L80 33ZM80 34H78V35H80ZM159 34H161V33H158V34H156V36L157 35H159ZM190 34V33H189ZM212 34H214V33H212ZM212 34H209V36L210 35H212ZM238 34H236V35H238ZM241 34H243V33H241ZM247 34V33H246ZM248 34H251V32H248ZM77 35V36H78ZM80 35V36H81ZM130 35V34H129ZM128 35V36H129ZM177 35V34H176ZM203 35V34H202ZM221 35V36H220ZM220 35H218V36H220L221 38L220 39H225L224 38V36H222V33L220 34ZM236 35H234V37H232V39H234V44L235 45H237L238 43H239V45L241 44H245V47H246V43L245 42H247V41H249L248 40V38H249V36L246 38L247 39V41H245L242 37H241V39H239V40H242L241 42H237L235 39L238 37V36H236ZM245 35V34H244ZM79 36V37H80ZM161 36V35H160ZM172 36V35H171ZM184 36V35H183ZM216 36V35H215ZM247 36V35H246ZM245 36V37H246ZM256 36V35H255ZM258 36H259V34H258ZM258 36H256V37H258ZM259 36V40L261 39V37ZM82 37H83V35H82ZM81 37V38H82ZM185 37V36H184ZM226 37V36H225ZM226 37V38H227ZM244 37V38H245ZM70 38V37H69ZM78 38V37H77ZM218 38V37H217ZM230 38H231V36H230ZM253 38V37H252ZM252 38H251V40H252ZM72 39V38H71ZM183 39V38H182ZM185 39V38H184ZM183 39V40H184ZM187 39V38H186ZM250 39V38H249ZM258 38H256V40H257ZM69 40L70 39H68V42H69ZM73 40V39H72ZM80 39L78 38V41H79ZM226 40V39H225ZM238 40V41H239ZM245 42H244V41ZM250 40V41H251ZM254 40V39H253ZM252 40V41H253ZM264 40V39H263ZM74 41V40H73ZM75 41H77V40H75ZM74 41V42H75ZM82 41V40H81ZM84 41V40H83ZM214 41V40H213ZM227 41H229V39L227 40ZM233 41V40H232ZM231 41V42H232ZM236 41V42H235ZM249 41V42H250ZM251 41V42H252ZM262 41V40H261ZM260 41V42H261ZM80 42V41H79ZM230 42V41H229ZM244 42V43H243ZM249 42H247V43H249ZM250 42V43H251ZM256 42H258V41H256ZM263 42V41H262ZM70 43H71V41H70ZM69 43V44H70ZM76 43H78V42H76ZM81 43V42H80ZM188 43V42H187ZM253 43H254V41H253ZM253 43L251 44V46L253 45ZM75 44V43H74ZM182 44V48H184L183 47V43H181ZM255 44V43H254ZM258 44H261V43H258ZM263 44L264 43H262V45H261V47L263 46ZM71 45V44H70ZM78 45H79V43L78 44H76V49L78 48ZM80 45H82V46H80V47H82V50H83V46L85 47V45H83V43H81ZM185 45V44H184ZM188 45H189V43H188ZM190 45H191V43H190ZM190 45H189V47H190ZM239 45L237 46V50H238V47H239ZM186 46V45H185ZM250 46V45H249ZM248 46V47H249ZM257 46V45H256ZM255 46V48H259L258 46L256 47ZM74 46L72 45V48H73ZM186 47H188V46H186ZM185 47V48H186ZM196 47V46H195ZM241 47H243V45L242 46H240L239 48H240V50H243V48L245 49L242 53H245V51L248 49L249 50V48L248 47H243V48H241ZM254 47V46H253ZM252 47V48H253ZM261 47L259 48V49H261ZM181 48V49H182ZM191 48V47H190ZM219 48V47H218ZM251 48V47H250ZM251 48V49H252ZM254 48V49H255ZM263 48V47H262ZM75 49V48H74ZM194 49V48H193ZM195 49H197V47L195 48ZM202 49H204V48H202ZM201 48L200 49H197L198 51L199 50H202ZM253 49V54H254V50ZM259 49H256L258 52H259ZM71 50H73V49H71ZM71 50H70V52H71ZM82 50H79V51H82ZM153 50V49H152ZM156 50V49H155ZM247 50V51H248ZM262 50V49H261ZM77 51V50H76ZM76 51H75V53H76ZM84 51H87L86 49H84ZM157 52L159 51L158 49L156 50ZM175 51V50H174ZM183 51V50H182ZM181 51V52H182ZM219 51H221L220 49H219ZM239 51V50H238ZM251 51V50H250ZM250 51H248V52H250ZM257 51L255 52V53H257ZM263 52L262 53H264V50H262ZM83 52V51H82ZM209 52H210V50H209ZM222 52H225V51H222ZM226 53V52H225ZM73 54H74V52H73ZM83 54H84V52H83ZM83 54H80V55H83ZM184 54V53H183ZM240 54V53H239ZM238 54V55H239ZM259 54H260V52H259ZM258 54V55H259ZM76 55V54H75ZM78 55V54H77ZM242 55H245V54H242ZM241 55V56H242ZM247 55H251V53H249V54H247ZM255 55H257V54H255ZM253 56V55H252ZM81 57H83V56H81ZM80 57V58H81ZM188 57V56H187ZM237 57V56H236ZM244 57V56H243ZM247 57V56H246ZM249 57H251V56H249ZM259 57V56H258ZM262 57V54H261V56H260V58ZM73 58V57H72ZM189 58H191L190 56H189ZM245 58V57H244ZM248 58V57H247ZM247 58H245V59H247ZM254 58V57H253ZM255 58L257 59V57L255 56ZM262 58H264V55H263V57ZM261 58V59H262ZM76 59H77V62H78V60L80 61V59L79 58H77L76 57ZM83 59V58H82ZM249 59V58H248ZM255 59V60H256ZM259 59V58H258ZM260 59V60H261ZM251 59H249V61H250ZM260 60H258V61H260ZM253 62H254V60H252ZM190 62V61H189ZM223 62V61H222ZM264 62V60L262 59V61L261 62H257L258 63V65H260V64H262ZM221 63V62H220ZM225 63V62H224ZM260 63V64H259ZM73 64V63H72ZM78 64V68H79V63H77ZM194 64V63H193ZM254 64H255V62H254ZM264 64V63H263ZM262 64V65H263ZM4 65V64H3ZM6 65V64H5ZM75 65V64H74ZM82 65V64H81ZM203 65L205 66V64L203 63ZM202 65V66H203ZM251 65H252V62H251ZM257 65V64H256ZM257 65V67L259 68V66ZM11 64H10V68H11ZM76 66V65H75ZM197 66V65H196ZM255 66V65H254ZM6 67H7V65H6ZM9 67V66H8ZM71 67H73V68H75L73 65L71 66ZM80 67H82V66H80ZM198 67H201V66H198ZM197 67V68H198ZM219 67H221V66H219ZM256 67V66H255ZM254 67V68H255ZM260 67H261V65H260ZM72 68V69H73ZM150 68H151V71L150 72H148V73H143V79H144V81L146 82V84H145V88L144 89H142V90H140V91H138V90H136V88H134V89H131L130 87H126V86H119V88L117 87L116 88V93H114V95L112 94V95H110L109 93H106L105 91L108 89H106V87H105V89H103V90H105L104 92H105V94H108V96H114L113 98H115V100H114V102H115V104H118V102L120 101V99H121V104L122 105H120V107H119V111L120 112H116L115 113V111H116V106H114L115 108V111H109V109H108V111H109V113L111 112H114V114L116 115L115 116V119H113V120H115V122H112V118H109L108 116H110V115H108L109 113L108 112H106L107 110H106V102L108 103V101L106 100L107 98H109V97H107V96H104L103 98H105L106 97V99H104L105 101V103H103V102H100V104L101 103H103L104 105H105V107H100V110H104V109H101V108H105V114L106 113H108L107 115H105L104 116V118L106 119V116L109 118V119H111V122L112 123H114V125L113 124H111L110 123V120H108L109 121V124L110 125H113L114 127V134L116 135V137H117V140H116V142H114V143H112V144H115L116 146H117V148H119L120 149V151L118 152V154H116L117 156H116V162H115V160H114V162H115V164H114V162H113V164L114 165H116V167L114 168V165H110V163H109V167H108V169L110 168V166H113V169L116 171V173H118V177L117 176H114V177H112V178H110V180H107V182L103 185V188H102V193H105L106 195L107 194H119L120 193V196H121V193H123V191L125 190L124 189V187H123V181L122 180H125L126 178H129L128 176H129V174H128V176L126 177V178H124V177H122L123 176V172H129L130 171V173L132 172H139V174H138V176H140V174H142V175H145L144 177L142 176L141 177V180H142V178H146V175H148L149 177H150V181H152V178L151 177H153V179L155 178V180L154 181H152V182H155L156 183V185L158 184L157 183V180H158V182L160 183V185H161V183H162V185H163V183L164 184H166V183H168V182H166V178H168V176H169V173H168V171L169 172H171V174H170V176L172 177H170V179H172L171 181H176V183L177 182H179L180 184H181V186H184V185H187L186 187L188 188V186H190V190H191V188H193L194 189V187L196 188V185H195V183L197 182L198 184H200L201 186H203V184H205V183H207V182H209V176L210 177H218V173H216V169H214V168H212L211 167V165H214V166H219L220 168H222V170H225L224 168H226V164H225V156L227 155V152H229V156L231 157L232 155H233V157L231 158L232 159V162L230 163V165H229V168H231V170H234V171H236V172H238L239 173V181L241 182V184L238 186V194H237V202H238V204L236 203V201H235V203L237 204L236 205V207L235 208H237V210H238V215H235V216H237L238 217V226H239V229L237 228L238 226H236V228L234 229V234H235V237L236 238H238V239H236V240H238V242H239V246H241V249L240 248H236V249H238V252L237 253H240V254H247L248 256H247V260H248V262L246 261V259L244 258V257H240V258H242L243 260H245L246 262H243V263H248V264H255V262L257 263V264H264V243H260L259 244V239L261 238L262 240H263V238H262V236L264 237V235H261V234H264V233H261L262 232V230H263V228L261 229V224H262V220L260 221V212H262L263 213V211H260V207H259V204H258V195H257V184H256V181L254 180V179H250V180H247V179H243L242 178V174H243V177H246L247 176V163H248V160L253 164V167L255 168V169H257L258 168V163H257V161H256V159H255V154H257L258 153V151H259V146H260V144H261V141H263L262 140V130H261V127H260V125H259V122L256 120V119H252V118H249L248 117V115H247V112H246V109H245V107L244 106H242V103L240 104V103H237V102H230V103H226V104H205V103H199V104H195V89L192 87V84L188 81V80H186V79H182V78H178L177 76H172V74L171 73H169L167 76L166 75H163L161 72V70H159L160 68H162V66H160V64L159 63H157V62H154V63H152V65L150 66ZM100 69V68H99ZM200 69V68H199ZM74 70V69H73ZM75 70H77L76 68H75ZM81 69H79V71H80ZM209 70V69H208ZM262 70H263V68H262ZM10 71V70H9ZM205 72H207V69L206 70H204ZM223 71H225V70H223ZM72 73H73V71H71ZM210 72V71H209ZM217 72V71H216ZM227 72V71H226ZM246 72V71H245ZM248 72V71H247ZM246 72V73H247ZM250 72V71H249ZM74 73H75V71H74ZM82 73V72H81ZM94 73V72H93ZM96 74H98L99 72H95ZM192 73V72H191ZM208 73V72H207ZM230 73V72H229ZM245 73V74H246ZM78 74V70L76 71V74L74 75V76H76ZM79 74H80V72H79ZM95 74V75H96ZM193 74V73H192ZM209 74H211V73H209ZM219 74V73H218ZM227 74V73H226ZM241 74V73H240ZM249 74V73H248ZM248 74L246 75V79H248L247 78V76H248ZM256 74H259V73H253V76L251 75V77H254V75H256ZM261 74V73H260ZM73 75V74H72ZM81 75V74H80ZM82 75H83V73H82ZM90 75H93V74H90ZM89 75V76H90ZM95 75H93V76H91L92 77V81H93V77H96V79H97V76H95ZM211 75H213V73L211 74ZM215 75V74H214ZM89 76H86V78L85 79H87V77H89ZM101 76V75H100ZM190 76V75H189ZM242 76V75H241ZM243 76H245V75H243ZM250 76V75H249ZM82 76H80V78H81ZM228 77V76H227ZM239 77H240V75H239ZM72 78H73V76H72ZM200 78H202V77H200ZM215 78V77H214ZM218 78H219V76H218ZM218 78H216V79H218ZM235 78V77H234ZM244 78V77H243ZM242 78V79H243ZM74 79V78H73ZM76 79H77V77H76ZM84 79V78H83ZM203 79V78H202ZM221 79V78H220ZM241 79V78H240ZM72 80V79H71ZM90 79H88V80H86V81H88V83L87 84H89L90 83V81H89ZM221 80H223V79H221ZM239 80V79H238ZM74 81H75V79H74ZM81 81H83V80H81ZM96 81V80H95ZM94 81V82H95ZM141 81H142V79H141ZM71 82H73V81H71ZM70 82V83H71ZM76 82V81H75ZM79 81H77L76 82V84L78 83ZM252 82V81H251ZM251 82H249L250 84H251ZM257 82V81H256ZM81 84H79V87H81L82 86V83H84L85 84V82H80ZM229 83V82H228ZM248 83V84H249ZM73 84H75V83H72V85ZM92 84V83H91ZM93 84H95V83H93ZM222 84V83H221ZM247 84V83H246ZM262 84V83H261ZM71 85V86H72ZM81 85V86H80ZM236 85V84H235ZM263 85V84H262ZM74 87L73 88H75L76 89V87H75V85H73ZM221 86V85H220ZM237 86V85H236ZM78 87V88H79ZM83 87V86H82ZM84 87H85V85H84ZM87 87V86H86ZM88 87H89V85H88ZM239 87V86H238ZM243 87H244V84H243ZM243 87H241V88H243ZM246 87H249V86H247L246 85ZM251 87V86H250ZM73 88H71V89H73ZM76 89V90H79V89ZM91 88H92V86H91ZM95 88V87H94ZM138 88V87H137ZM51 89V88H50ZM49 89V90H50ZM70 89V91H72ZM81 89H84V88H81ZM98 90H100L99 88H97ZM240 89V88H239ZM237 90V91H239L238 93H242V92H240V90ZM243 89H245V87L243 88ZM51 90H54V89H51ZM64 90H66V89H64ZM88 90V89H87ZM87 90H85L84 89V93H85V91H87ZM109 90V89H108ZM108 90H107V92H108ZM113 90V89H112ZM113 90V91H114ZM222 90V89H221ZM245 90H248V88L247 89H245ZM243 91V92H246V91ZM67 91V90H66ZM90 91H92V90H90ZM109 91H111V90H109ZM217 91V90H216ZM223 91V90H222ZM229 91V90H228ZM234 91V90H233ZM74 92V89H73V91H72V93ZM77 93L79 92V91H76ZM75 92V93H76ZM81 92V91H80ZM93 92V91H92ZM92 92L90 93L89 92V90L87 91V94L88 93H90V94H92ZM112 92V91H111ZM248 92V91H247ZM251 92V91H250ZM52 93L54 94V92L52 91ZM52 93H50L51 94V96H52ZM67 92H65V93H63V94H60V95H67L66 94ZM69 93V92H68ZM76 93V94H77ZM83 93V94H84ZM96 93V92H95ZM95 93H94V96H97V95H95ZM45 94H49L48 93V90H46L45 91ZM82 94V95H83ZM98 94H99V92H98ZM103 94V93H102ZM105 94H103V95H105ZM247 94V93H246ZM246 94H244V95H242V96H244L245 97V95ZM250 94V93H249ZM60 95H58V96H60ZM78 95V94H77ZM79 95H81L80 93H79ZM224 95V94H223ZM222 95V96H223ZM252 94H250V95H248V97L249 96H251ZM86 96V95H85ZM89 96V95H88ZM87 96V97H88ZM93 96V97H94ZM100 96V94L96 97V99L98 98ZM221 96V95H220ZM229 96V95H228ZM49 97H50V95H49ZM53 97H55L54 95H53ZM62 97V99L64 98L65 99V97H63V96H61ZM78 97V96H77ZM79 97H81V96H79ZM83 97V96H82ZM81 97V98H82ZM92 97V96H91ZM111 97V98H112ZM216 97V96H215ZM247 97V96H246ZM247 97V98H248ZM52 98V97H51ZM58 98V97H57ZM60 98V97H59ZM57 99V100H59L60 101V99ZM67 98V97H66ZM70 98H71V95H70ZM70 98H68V99H70ZM72 98H73V95H72ZM72 99V101H70V104L73 102V100H74V102H78V108H77V113H78V116H83V117H81L82 119H85L84 118V116L86 115V119H87V117H88V115L89 114H91L92 112H94V104H95V102H92L93 100H94V98L90 101V100H87V99H84L85 97H83V99ZM113 98H112V100H113ZM249 98H251V97H249ZM10 99V87H9V85L5 82V81H3V80H1V76H0V108H2L3 109V111H1L0 110V127H2L4 124H2V123H5V120L7 119V115L9 114H7V106H6V102L8 101ZM68 99H66L67 101H68V103H69V100ZM88 99H90L89 97H88ZM98 99H100V98H98ZM97 99V100H98ZM223 99V98H222ZM253 99V98H252ZM256 99H257V97H256ZM96 100V101H97ZM103 100V99H102ZM109 100V99H108ZM119 100V101H118ZM248 100V99H247ZM247 100H246V102H247ZM251 100V99H250ZM261 100V99H260ZM58 101V102H59ZM64 101V100H63ZM66 101V102H67ZM118 101V102H117ZM224 101V100H223ZM254 101H255V99H254ZM258 101V100H257ZM61 102V101H60ZM60 102H59V104H60ZM65 102V101H64ZM65 102V103H66ZM110 102V101H109ZM225 102V101H224ZM94 103V104H93ZM97 103V107L99 108V104H98V101L96 102ZM111 103V102H110ZM249 103V101L247 102V104ZM253 103H256L257 105H255L256 107H255V109H257L258 110V103L257 102H253ZM61 104H63L62 102H61ZM67 104V103H66ZM65 104V105H66ZM77 104V103H76ZM112 104H113V102H112ZM48 106H49V103L47 104ZM51 105V104H50ZM55 105H57V104H55ZM67 105H69V104H67ZM111 105V104H110ZM248 105H250V106H252V105H254V104H248ZM47 106V107H48ZM70 106V105H69ZM85 106V107H84ZM103 106V105H102ZM108 106V105H107ZM112 106V105H111ZM51 107H52V105H51ZM50 107V110H49V115H50V112L51 111H53V109L55 110L56 109V106L54 107H52L51 108ZM72 107V106H71ZM96 107V108H97ZM108 107H110V106H108ZM252 107H254V106H252ZM69 108V107H68ZM95 108V109H96ZM112 109H113V107H111ZM263 108H264V105H263ZM117 109H118V107H117ZM253 109V108H252ZM259 109H261L260 107H259ZM47 110V109H46ZM73 110V109H72ZM71 110V111H72ZM74 110H76L75 108H74ZM73 110V111H74ZM111 110V109H110ZM264 110V109H263ZM56 111V110H55ZM67 111L69 112L70 110H68L67 109ZM97 111V110H96ZM99 111V110H98ZM98 111L96 112L98 115L100 114V113H98ZM252 112L254 111V110H251ZM250 111V112H251ZM103 112V111H102ZM257 111L255 110V113H256ZM264 112V111H263ZM65 113V112H64ZM67 113V112H66ZM70 113V112H69ZM73 113H75V112H73ZM76 113V114H77ZM95 113V112H94ZM95 113V114H96ZM261 113V112H260ZM43 114V113H42ZM62 114V113H61ZM94 114V115H95ZM103 114V113H102ZM114 114H112L111 116H114ZM44 115V114H43ZM43 115H41L42 116V118H44L45 116H43ZM46 115V114H45ZM47 115H48V113H47ZM46 115V116H47ZM52 115L53 116H55V113L53 112L52 113ZM67 115H68V113H67ZM70 115H72V114H70ZM251 115H252V113H251ZM53 116H52V118H53ZM61 116V118L60 119H62V115H60ZM65 116H66V114H65ZM77 116V115H76ZM89 116H91L92 117V115H89ZM256 116V115H255ZM260 116H261V114H260ZM259 116V117H260ZM10 117V116H9ZM8 117V118H9ZM49 117V116H48ZM70 117V116H69ZM97 118H95V119H98V116H96ZM100 117H101V115H100ZM99 117V118H100ZM102 117H103V115H102ZM261 117H263V116H261ZM41 118V117H40ZM41 118V119H42ZM51 118V117H50ZM56 118H59V117H57L56 116ZM56 118H55V121H56ZM90 118V117H89ZM107 118V119H108ZM114 118V117H113ZM264 118V117H263ZM40 119V120H41ZM48 119V118H47ZM73 119H75V118H72V120ZM81 119V120H82ZM86 119H85V121H86ZM103 119V118H102ZM101 119V120H102ZM106 119V120H107ZM262 118H260V120L259 121H262L261 120ZM10 120H11V122L13 123V118L12 119H9V122H10ZM64 120H65V118H64ZM66 120H67V118H66ZM75 120H77V118L75 119ZM89 120H91V119H89ZM98 120H100V119H98ZM100 120V121H101ZM104 120V119H103ZM101 121V122H106V120L105 121ZM43 121H46V120H44L43 119ZM49 121H51V119L49 120ZM54 121V122H55ZM61 122L60 124H61V126H56V127H58V129L60 128H62V127H64L65 128V125H62V120H58V122ZM69 121H70V119H69ZM93 121H97V120H94V119H92V122ZM108 121H107V123H108ZM18 122V121H17ZM41 122V121H40ZM65 122H67V121H65ZM81 122V121H80ZM84 122V120H82V123ZM87 122H88V120H87ZM91 122V121H90ZM263 122V121H262ZM52 123V122H51ZM96 123H98V121L96 122ZM261 123V122H260ZM45 124H46V122H45ZM66 124V123H65ZM71 124V123H70ZM73 124V123H72ZM71 124V125H72ZM75 124V123H74ZM73 124V125H74ZM79 124V123H78ZM87 124V123H86ZM89 124V123H88ZM87 124V125H88ZM99 124V123H98ZM103 124V123H102ZM263 124H264V122H263ZM12 125V124H11ZM44 125V124H43ZM47 125V124H46ZM46 125H44V126H46ZM57 125V124H56ZM59 125V124H58ZM68 125V124H67ZM69 126V128L70 127H72V126ZM77 125V124H76ZM83 125H85V122H84V124ZM86 125V126H87ZM5 126V125H4ZM41 126V125H40ZM43 126V127H44ZM47 126H49V125H47ZM53 126V125H52ZM52 126L50 127V128H52ZM80 126V125H79ZM86 126H84V127H86ZM97 126H99V125H97ZM100 126H102L101 124H100ZM99 126V127H100ZM105 126H106V124H105ZM39 127V126H38ZM42 127V126H41ZM42 127V128H43ZM66 127H68V126H66ZM98 127V128H99ZM109 127V126H108ZM13 128V127H12ZM22 128V127H21ZM46 129H49V127L47 128V127H45ZM72 128H75V127H72ZM77 128H78V126H77ZM93 128V127H92ZM101 128V127H100ZM39 129H41L40 127H39ZM45 129V130H46ZM63 129V128H62ZM66 129V128H65ZM71 129V128H70ZM95 129V128H94ZM104 129H106L105 127H104ZM111 129V128H110ZM109 129V130H110ZM264 129V128H263ZM5 130H7V128L5 129ZM11 130V129H10ZM12 130H14V129H12ZM18 130H20V129H18ZM52 130H53V128H52ZM69 130V129H68ZM90 130H92V129H90ZM95 130H98L99 131V129H95ZM108 130V129H107ZM8 131V130H7ZM16 131H17V128H16ZM41 131H44V129L43 130H41ZM64 131V130H63ZM66 131V130H65ZM71 131V130H70ZM70 131H68V132H70ZM75 131H76V129H75ZM74 131V129H73V132H75ZM93 131V130H92ZM100 131H102L101 129H100ZM110 131H112V130H110ZM264 131V130H263ZM104 132H105V130H104ZM19 133H20V131H19ZM42 133V132H41ZM40 133V134H41ZM99 133H101V132H99ZM107 133V132H106ZM40 134H39V136H40ZM71 134H72V131H71ZM109 134V133H108ZM112 134V133H111ZM111 134H110V137H111ZM37 135V134H36ZM43 135V134H42ZM52 135V134H51ZM61 135V134H60ZM74 135H75V133H74ZM94 135V134H93ZM99 135V134H98ZM38 136V135H37ZM38 136V137H39ZM97 136V135H96ZM112 136H113V134H112ZM48 137V136H47ZM72 137V136H71ZM80 137V136H79ZM79 137H77L78 139H79ZM99 137H100V135H99ZM104 137V136H103ZM107 137H108V135H107ZM106 136H105V138H107ZM110 137H108L109 139H110ZM116 137L115 136H113V138L114 139H116ZM40 138V137H39ZM42 138V137H41ZM44 138V137H43ZM73 138V137H72ZM76 138V139H77ZM92 138H93V136H92ZM92 138H90V139H92ZM94 138H96V137H94ZM33 139H34V137H33ZM38 139V138H37ZM61 138H60V136L58 135V133H57V135H55V136H53V138H52V142H53V147H54V149H53V157L52 158H59L60 157V155L61 154H63L64 153V148H63V146L65 147V144L63 145L62 143H63V139H62V141L60 140ZM101 139H102V137H101ZM100 139V140H101ZM109 139H107L106 141H109ZM264 139V138H263ZM36 140V139H35ZM39 140H41V139H39ZM70 140V139H69ZM68 140V141H69ZM104 140V139H103ZM103 140H101V141H103ZM37 141V140H36ZM72 141H73V139H72ZM80 141V140H79ZM88 141V140H87ZM100 141V142H101ZM105 141V140H104ZM113 140L111 139L110 140V142H112ZM94 142V141H93ZM99 142V141H98ZM97 142V143H98ZM109 142V143H110ZM78 143V142H77ZM104 143V142H103ZM207 143H208V145H214V146H218V147H216V148H219L221 151H222V154H221V157H222V161L220 160V162L219 163H217L216 162V157H217V155H220V153H212L211 155L212 156H214L213 157V161L212 162H210V161H208V160H205V159H203V157L202 158H199L197 155H196V151H201V150H203V149H205V147L207 146ZM69 144H70V142H69ZM96 144V143H95ZM106 144V143H105ZM24 145H26V146H29V145H31V143L30 142H26ZM38 145H39V143H38ZM68 145V144H67ZM77 145H79V143L77 144ZM89 144H85V146H87L86 148H88L89 146H88ZM98 145H99V143H98ZM102 145V144H101ZM101 145H99V146H101ZM107 146H108V143L106 144ZM105 145V146H106ZM25 146V147H26ZM42 146H44V145H42ZM69 147H70V145H68ZM99 146H97L98 148H97V151H95V150H93L92 148V150L90 149V150H87L85 153L83 152V156L82 157H80V162H81V164L83 165V166H86V167H90V166H94L95 168L96 167H98V168H96V169H99L100 168V166L101 165H105L104 163H108V161H105V159L106 158H104L103 160L105 161L104 163H102V162H100L99 163V159L101 158L100 157V154L103 152V151H105L106 152V150H110L108 147H106V148H104V145H103V148L105 149V150H103L102 152H101V150H102V146L101 147H99ZM109 146H112L111 144L109 145ZM114 146V145H113ZM116 146H114V147H116ZM34 147H36V146H34ZM76 147V146H75ZM91 147V146H90ZM89 147V148H90ZM113 147V148H114ZM29 148H30V146H29ZM42 148V147H41ZM66 148V147H65ZM71 148V147H70ZM69 148V149H70ZM88 148V149H89ZM108 148V149H107ZM113 148L111 149V150H113ZM31 149V148H30ZM30 149H28V150H30ZM33 150L35 149V148H32ZM38 149V148H37ZM37 149H36V151L34 150V152L31 150V151H27V150H25V151H27L26 153H24V154H26V157H31V158H27L28 160H30V159H32V157H33V159L36 157L37 158V156L39 157L41 154H43V153H41V151H37ZM96 149V148H95ZM115 149V148H114ZM116 151V150H115ZM115 151H113V152H111L110 151V153H115ZM106 153H108V152H106ZM76 154V153H75ZM74 154V155H75ZM109 154V153H108ZM104 155V154H103ZM263 155V154H262ZM23 156V155H22ZM25 156V155H24ZM24 156L22 157V158H24ZM111 156V155H110ZM115 156V155H114ZM25 157V158H26ZM69 157V160H67L66 159V161L64 162L65 164V166L67 167V169H73L74 168V165H75V163H77V158H75V156H73V158H72V156H71V158H70V156H68ZM104 157H106L105 155H104ZM21 158V159H22ZM113 158V157H112ZM27 159H25L26 161H27ZM32 159V160H33ZM107 159H108V157H107ZM106 159V160H107ZM110 159V158H109ZM108 159V160H109ZM126 160V161H122V160ZM31 160V161H32ZM35 160H38V159H35ZM34 160V161H35ZM102 160V159H101ZM112 160V159H111ZM111 160H109V161H111ZM24 161V160H23ZM26 161H25V163H26ZM30 161V162H31ZM119 161V162H118ZM122 161V162H121ZM2 162V161H1ZM0 162V163H1ZM13 162V161H12ZM15 162V161H14ZM112 162V161H111ZM118 162V163H117ZM6 163V162H5ZM24 163V162H23ZM33 163V162H32ZM31 163V164H32ZM106 163V164H107ZM7 164H8V162H7ZM9 164H12V163H9ZM8 164V165H9ZM16 164V163H15ZM28 164H29V161H28ZM35 164H37L36 162H35ZM34 163H33V165H35ZM4 165V164H3ZM26 164H24V166H25ZM108 165V164H107ZM107 165H106V167H107ZM200 166V167H204V170H205V173L206 174H202V172H200V170L197 168V166ZM1 166H2V164H1ZM10 166H12V165H10ZM28 166V165H27ZM26 166V167H27ZM7 167V165L5 166L4 165V168H3V166L1 167L2 169H0V184L2 185V183H4V182H6V181H8V178L10 177V176H12V174H10V170H12V169H7L6 168ZM25 167V168H26ZM32 167V166H31ZM6 168V169H5ZM28 168H29V166H28ZM33 168V167H32ZM102 168V167H101ZM105 169V168H104ZM111 169H112V167H111ZM103 170V169H102ZM229 173V172H228ZM120 174H122V180L120 179L121 177H120ZM135 174V173H134ZM10 175V176H9ZM125 176H126V173H125ZM137 176V177H138ZM147 176V177H148ZM260 176H261V174H260ZM25 177V179H23V177H22V182L21 183H19V185L16 187V189H15V191L13 192L12 191V188H9V187H5V195L3 194V196L5 197H3L4 198V200H2V202H3V205L2 206H4L3 208H5L4 210H6L7 212H9V217H7V219H6V223H1L0 224V249L2 250V253L0 252V258H2V264H25V262H27V260H29L30 259V255H31V253H32V246H31V242H29L28 243V240L26 239V230H28L29 229V231H34L33 230V228L31 227V225L33 226V224L35 225V224H37V223H33V224H30L31 223V216H30V211H29V208L30 209H32L31 208V204H30V207H28L29 205H28V202L31 200L30 199V195H29V193H28V191H30V190H28V188L30 187H32V186H35V183L38 181V179H37V176L35 177V176H29L28 175V177H26V176H24ZM130 178H132V176L130 177ZM139 179H140V177H138ZM246 178H249V177H246ZM135 179V178H134ZM148 179V178H147ZM13 180V179H12ZM127 180V179H126ZM130 180V179H129ZM128 180V181H129ZM169 180V179H168ZM217 181L219 180L218 178L216 179ZM131 181V183H132V179L130 180ZM129 181V182H130ZM138 181V180H137ZM144 181V180H143ZM196 181V182H195ZM262 181V180H261ZM134 182V181H133ZM174 182H171V183H174ZM225 182V181H224ZM263 182V181H262ZM10 183V182H9ZM141 183V182H140ZM146 183V182H145ZM150 183V182H149ZM196 183V184H197ZM134 184H137V183H135L134 182ZM143 184V183H142ZM180 184H178V185H180ZM183 184V185H182ZM1 185H0V188H1ZM125 185V184H124ZM141 185V184H140ZM146 185V184H145ZM148 185V184H147ZM147 185H146V187H147ZM154 185V184H153ZM152 185V186H153ZM167 185V184H166ZM165 185V186H166ZM169 185V184H168ZM171 185V184H170ZM173 185V184H172ZM175 185V184H174ZM173 185V186H174ZM209 185V184H208ZM150 187H152L151 185H149ZM172 186V187H173ZM198 186V185H197ZM200 186V187H201ZM230 186V185H229ZM3 187V186H2ZM15 187V186H14ZM154 187H155V185H154ZM160 187H162V186H160ZM167 187V186H166ZM171 186H169V188H166V189H168L167 191H166V189L164 190L163 188H162V190H164L163 192H173L172 190H174V187L173 188H170ZM178 187V186H177ZM185 187V186H184ZM199 187V186H198ZM199 187V188H200ZM232 187V186H231ZM4 188V187H3ZM3 188H2V190H3ZM29 188V189H30ZM199 188H197V189H199ZM124 189V190H123ZM149 189V188H148ZM157 189V188H156ZM158 189H159V187H158ZM181 189H183V188H181ZM9 190V192H7ZM14 190V189H13ZM75 191H74V196L77 198V197H79V191L77 190V189H74ZM153 190H155V189H153ZM228 190H229V187H228ZM235 190V189H234ZM176 191V190H175ZM189 191V190H188ZM202 191H204V190H202ZM202 191L200 190V192L197 190V193H201V195L200 196H202ZM206 191L209 193V191H208V189H206ZM205 191V192H206ZM237 191V190H236ZM157 192H159V191H157ZM161 192V191H160ZM186 193V191H184L183 190V194L185 195V193ZM230 192V191H229ZM228 192V193H229ZM148 193V192H147ZM192 193V192H191ZM193 193H194V190H193ZM195 193H196V191H195ZM208 193H206V194H208ZM232 193H233V191H232ZM232 193H231V195H232ZM234 193H236L235 191H234ZM161 194H163V193H161ZM164 194H167V193H164ZM169 195L170 194H172V193H168ZM179 194H181V193H178V191H177V193H175V195L173 196V198H165V200L166 201H164V202H162L161 203V205H160V207L159 208H157V209H155V210H153V207H152V205H147V208H146V210L145 209H143V211H144V215L146 216V220H147V222H148V224H142V226L141 227H143V228H138L136 225L134 226V225H126V227H125V231H124V233H119L118 235H117V237H115L114 239H113V242H112V249L109 247V250H107V251H105V250H101L100 251V249H99V251H100V254L103 256V257H106L108 260H109V262H110V264H145V262H146V259H145V253L144 252H146L147 251V248H145V244H144V242H143V239H142V237L140 236V234L141 233H143V231H148V234L150 235H155V236H157L158 238H157V241H159V243H161V244H163L162 242H161V239H164L165 241H166V238H167V240H171V236H174V238H175V241L172 243V245L170 244V246H172V247H175V246H182V245H185V247H186V245L187 244H189L190 243V245L191 244H197L196 243V241L194 242V240L196 239L197 240V238L196 237H194L193 236V233H194V231L196 230V225H195V222H193L192 220H193V218H191V216L190 217H188V214L190 213V212H188V214H187V206L189 207V204H185L186 202H188V201H185L184 199H181L180 200V198H182V195H181V197H180V195ZM211 194H212V192H211ZM218 194H220V193H218ZM7 195V196H6ZM158 195V194H157ZM156 195V196H157ZM194 195V194H193ZM193 195H192V197H193ZM197 195V194H196ZM209 195V197H210V194H208ZM230 195V196H231ZM236 195V194H235ZM234 195V196H235ZM123 196V195H122ZM126 196V194H124V197ZM155 196V197H156ZM168 196V195H167ZM186 197H187V195H185ZM229 196V197H230ZM189 197V196H188ZM190 197H191V195H190ZM189 197V198H190ZM191 197V198H192ZM207 197V196H206ZM228 197V198H229ZM233 197V196H232ZM2 198V199H3ZM188 198V199H189ZM189 199L190 201H193V199L195 198V196H194V198L193 199ZM196 198H201L202 199V197H197L196 196ZM196 198L194 199V201L193 202H195L196 203V201L198 202L199 201V203L201 202L200 200H196ZM204 198V197H203ZM215 198V197H214ZM235 198V197H234ZM205 199H207V198H205ZM212 199V197L210 198V199H207V200H204V199H202V200H204V201H209V200H211ZM232 199V201L234 200L233 198H231ZM144 200H145V198H144ZM214 200V199H213ZM236 200V199H235ZM143 201V200H142ZM146 201V200H145ZM154 201V200H153ZM152 201V202H153ZM179 201H181V202H179ZM217 202L219 201L220 203H218L219 205L220 204H222V206L220 205L219 206V208L218 209H216V212H217V210H218V212H221L219 215L220 216H223L222 214H225L226 212H228L229 211V209H228V207L226 206V205H224V204H227L228 202H230V201H228L227 202V198H225V197H223V196H218V198H217V200H216ZM215 201V202H216ZM261 201V200H260ZM31 202V201H30ZM156 202V201H155ZM211 202V201H210ZM209 202V203H210ZM212 202H214V201H212ZM215 202H214V204H215ZM217 202H216V204H217ZM227 202V203H226ZM194 203V206H196L197 204H195ZM202 203H204L205 204V202H203L202 201ZM207 203V202H206ZM208 203V204H209ZM231 203V202H230ZM229 203V204H230ZM235 203H234V201H233V204L232 205H235ZM157 204V203H156ZM208 204H206L207 206H208ZM211 204V203H210ZM217 204V205H218ZM229 204H227V205H229ZM232 205H230V206H232ZM145 206V205H144ZM193 206V205H192ZM200 206H203V204L202 205H200L199 204V206H198V208L200 207ZM216 206V205H215ZM214 205H213V207H215ZM165 207V212H163L162 211V209ZM206 208V206H203V208ZM209 207V206H208ZM234 206H232L231 207V209L233 208ZM190 208V207H189ZM192 208H194V207H192ZM215 208H217V207H215ZM230 208V207H229ZM234 208V211L236 210ZM197 209V208H196ZM194 210V209H193ZM200 209H198L197 211H199ZM202 210V209H201ZM204 210V209H203ZM211 210H212V206H211ZM213 210H215L214 208H213ZM209 211V215H210V213H212V212H214V213H216L215 211ZM236 210V211H237ZM191 211V213H192V209L190 210ZM196 211V210H195ZM194 211V213H196ZM233 210H231V212H234ZM41 212H42V210H41ZM200 212V211H199ZM230 212V213H231ZM44 213V212H43ZM42 213V214H43ZM165 213V214H164ZM190 213V214H191ZM213 213V214H214ZM8 214V213H7ZM40 214V213H39ZM189 214V215H190ZM196 214H198L197 216H198V219H199V213L197 212ZM196 214H193L192 213V215H194V217L196 216ZM202 214V213H201ZM208 214V213H207ZM234 213H231V215L232 216H234L233 215ZM219 215H218V217H219ZM229 215V214H228ZM39 216H42V215H39ZM211 216H212V218L214 217V216H217V215H212L211 214ZM210 216V217H211ZM231 216V217H232ZM38 217V216H37ZM43 217V216H42ZM39 218L40 220L42 219V221H43V218ZM204 217H206V216H204ZM228 216H227V214H226V218H227ZM230 217V216H229ZM236 217V218H237ZM264 217V216H263ZM34 218V217H33ZM32 218V219H33ZM36 218V217H35ZM71 218H72V220H73V222L75 223V226L77 227V229H78V231H76V232H71V238H70V240H69V242H70V244H71V248L73 249V250H75V248H77L78 249V247H79V249H80V244L81 243H75L78 239H82L81 241H83L84 242V237H83V234H82V232L85 234V235H88V239H90V238H92V237H94L95 236V233L97 232V230L98 229H101V227H103V225H102V222H101V220L98 218V216H91V215H88V216H85V218L83 219V217L79 214V213H77V212H75V213H73L72 215H71ZM189 218H191V220L189 219ZM201 218V217H200ZM206 218H208V217H206ZM216 218L217 217H215V221H216ZM220 218V217H219ZM219 218L217 219V220H219ZM223 218V217H222ZM221 218V219H222ZM196 219V217L194 218V220ZM205 219V218H204ZM233 220H234V217L232 218ZM203 220V219H202ZM226 220H229V219H226ZM233 220H232V222H233ZM33 221V220H32ZM37 221V220H36ZM47 221V220H46ZM45 221V222H46ZM195 221H197L196 223H201V222H199V221H201V220H195ZM210 221V219L208 220V222ZM214 221V220H213ZM214 221V222H215ZM221 221V220H220ZM219 221V222H220ZM223 221V220H222ZM34 222V221H33ZM44 221H43V223H45ZM204 222H206L205 220H204ZM211 222V221H210ZM226 222H227V224H226ZM232 222H231V225H230V223H228V221H225L224 223L222 222H220L221 224H223V226H221V227H223V228H226V230L225 231H227V230H231L232 229V227L236 224V221H234L235 222V224H234V222H233V224H232ZM42 223V222H41ZM47 223V222H46ZM72 223V222H71ZM73 223V224H74ZM203 223V222H202ZM217 222H215V224H216ZM7 224H9L8 225V227H9V229H7L6 228V225ZM73 224H71V226L73 225ZM205 224V223H204ZM207 224H209V223H207ZM82 225H84L85 227H84V230L83 229H81L82 228ZM206 225V224H205ZM211 227L213 226V222H212V225H211V223L209 224ZM208 225V227H210ZM217 225H218V223H217ZM220 225V224H219ZM229 225H230V228H229ZM233 225V226H232ZM264 225V224H263ZM11 226H13V228L12 229H10V227ZM38 227H39V223H38V225H37ZM45 226V225H44ZM74 226V227H75ZM199 226H200V224H199ZM198 226V227H199ZM232 226V227H231ZM38 227H37V229L35 230V231H37L38 230V232H37V234H40V230L42 229V230H44L43 228H41L40 230L38 229ZM42 227V226H41ZM235 227V226H234ZM233 227V228H234ZM262 227H264V226H262ZM30 228H31V230H30ZM213 228V227H212ZM219 228V227H218ZM46 229V228H45ZM202 229V228H201ZM204 229V228H203ZM41 230V231H42ZM72 230H74V229H72ZM215 230V229H214ZM223 230V229H222ZM223 230V231H224ZM34 231V232H35ZM207 231V230H206ZM206 231H204L205 232V237H206ZM218 231H219V233H220V231H221V229L219 230L218 229ZM217 231V232H218ZM224 231V232H225ZM34 232L32 233V234H34ZM123 232V231H122ZM196 232V231H195ZM199 232V231H198ZM201 232V231H200ZM203 232V233H204ZM222 232V231H221ZM202 233V232H201ZM200 233V234H201ZM202 233V234H203ZM226 233V235L225 234H223V237H224V235L225 236H227V232H225ZM236 233H237V236H236ZM46 234V233H45ZM44 234V235H45ZM197 234V233H196ZM199 234V235H200ZM208 234V233H207ZM232 234H233V229H232ZM231 232H228V235H229V237H231ZM150 235V236H151ZM198 234H197V237L199 236ZM260 235H261V237H260ZM92 236V237H91ZM213 236V235H212ZM83 237V238H82ZM121 237H122V240H121ZM129 237H135L137 240H136V244L135 245H133L132 247H131V249H127L126 247H125V241H126V239L127 238H129ZM228 237V236H227ZM229 237H228V240H231V238L229 239ZM201 238H203V237H201ZM200 238V239H201ZM212 238V237H211ZM214 239H215V237H213ZM199 239V240H200ZM205 238H203V243H202V245L200 244V247H197L198 249H196V246H195V248H193L192 246H190V249L193 251L194 249L195 250H198L199 251V254L198 255H200V258L201 259H203V260H205L204 261V263L205 262H207V263H210L211 262V264H227L228 263V261H227V263L226 262H224V258L225 257H223V255H221V254H223L221 251V248L219 249L218 247H216V246H214L213 247V245H211V244H213V243H211L210 242V238H208V237H206V239L205 240H208L209 239V241L207 242V244L205 243V240H204ZM214 239H211V241L212 242H214ZM233 239V238H232ZM235 239V238H234ZM260 239V242H262V240ZM164 241V242H165ZM215 241H216V239H215ZM219 241V240H218ZM218 241H216L215 243H217V246L219 245V246H221L220 245V243H222V242H218ZM221 241V240H220ZM233 241V243H234V240H232ZM45 242H46V249H47V251L48 252H51L52 251V246H50V244L52 245V241H51V239H49V238H47V241L45 240ZM80 242V241H79ZM201 242V241H200ZM210 242V243H209ZM229 242H231V241H228V243ZM205 243V244H204ZM215 243H214V245H215ZM219 243V244H218ZM236 243H237V241H236ZM33 244V243H32ZM208 244H210V246H208ZM227 244V243H226ZM225 244V245H226ZM230 244V243H229ZM228 244V245H229ZM238 244V243H237ZM206 245V248H204L203 246H205ZM231 245H232V243H231ZM230 245V246H231ZM235 245V244H234ZM198 246V245H197ZM208 246V247H207ZM35 247V246H34ZM184 247V248H185ZM222 247V246H221ZM224 247V246H223ZM226 247H228L227 245L225 246V248ZM233 247H235V246H233ZM188 247H186V249H187ZM213 249V250H215L214 248H216V250H217V248L220 250V253L221 254H217V256L215 255V257L213 256V254H211L210 252H208V251H210V249ZM45 249V250H46ZM82 249V248H81ZM189 249V248H188ZM209 249V250H208ZM224 249V248H223ZM227 249V248H226ZM84 250V249H83ZM170 250V249H169ZM229 250H230V248H228V250H227V253L229 252ZM232 250V249H231ZM82 251V250H81ZM212 251V250H211ZM82 252H84V251H82ZM215 252V251H214ZM217 252V251H216ZM155 253V252H154ZM193 253H194V251H193ZM219 253V252H218ZM194 254H196V253H194ZM211 254V255H210ZM230 254H231V251H230ZM233 254V253H232ZM234 254H235V252H234ZM233 254V255H234ZM75 255V254H74ZM100 255V256H101ZM155 255V254H154ZM252 256V258H251V256ZM46 256V259H45V257L43 258V259H45L44 261H48L47 262V264H55L56 263V261L54 260V256L52 255V254H47V255H45ZM78 256V255H77ZM157 256V255H156ZM235 256H238L237 254L235 255ZM43 257V256H42ZM72 257H73V255H72ZM103 257H101L102 259H103ZM165 257V256H164ZM192 257V256H191ZM78 258H80V257H78ZM161 258V257H160ZM168 258V257H167ZM166 258V259H167ZM197 258H199V257H197ZM199 258V259H200ZM238 258V257H237ZM42 259V258H41ZM81 259H82V256H81ZM100 259V258H99ZM105 259V258H104ZM137 259H138V261H137ZM227 259V258H226ZM242 259H240V260H242ZM79 260V259H78ZM78 260H76V259H73L72 258V261H73V264H78L77 263V261ZM101 260V259H100ZM107 260V261H108ZM239 260V261H240ZM242 260V261H243ZM38 261H39V258H38ZM42 261V260H41ZM42 262L43 264H45V262ZM104 261V260H103ZM102 261V262H103ZM202 261V260H201ZM79 262V261H78ZM29 263V262H28ZM103 263H105V261L103 262ZM170 263V262H169ZM40 264V263H39ZM80 264V263H79ZM106 264H107V262H106ZM109 264V263H108ZM146 264H147V262H146ZM167 264V263H166ZM206 264V263H205ZM231 264V263H230Z\"/></svg>","mask_w":264,"mask_h":264},{"label":"water","instance_id":"obj_3","mask_svg":"<svg viewBox=\"0 0 264 264\" xmlns=\"http://www.w3.org/2000/svg\"><path fill=\"white\" fill-rule=\"evenodd\" d=\"M0 110L3 111L2 108H0ZM162 211L165 212V207L162 209ZM121 240H122V237H121ZM136 240L137 239L135 237H129V238H127L126 241H125V247L127 249H131V247L136 244Z\"/></svg>","mask_w":264,"mask_h":264},{"label":"crops","instance_id":"obj_4","mask_svg":"<svg viewBox=\"0 0 264 264\" xmlns=\"http://www.w3.org/2000/svg\"><path fill=\"white\" fill-rule=\"evenodd\" d=\"M187 264H205V263L201 260H195L194 258H192L188 260Z\"/></svg>","mask_w":264,"mask_h":264},{"label":"built area","instance_id":"obj_5","mask_svg":"<svg viewBox=\"0 0 264 264\" xmlns=\"http://www.w3.org/2000/svg\"><path fill=\"white\" fill-rule=\"evenodd\" d=\"M62 116H63V117H65V114H64V113H62ZM7 192H9V190H8Z\"/></svg>","mask_w":264,"mask_h":264}]
</instances>
